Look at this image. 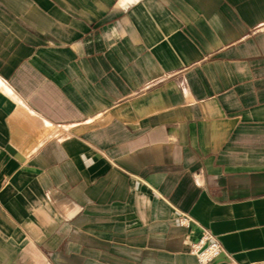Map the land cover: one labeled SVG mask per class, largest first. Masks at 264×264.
<instances>
[{
	"label": "crops",
	"instance_id": "obj_1",
	"mask_svg": "<svg viewBox=\"0 0 264 264\" xmlns=\"http://www.w3.org/2000/svg\"><path fill=\"white\" fill-rule=\"evenodd\" d=\"M203 230L264 264V0H0V264H199Z\"/></svg>",
	"mask_w": 264,
	"mask_h": 264
},
{
	"label": "built area",
	"instance_id": "obj_2",
	"mask_svg": "<svg viewBox=\"0 0 264 264\" xmlns=\"http://www.w3.org/2000/svg\"><path fill=\"white\" fill-rule=\"evenodd\" d=\"M179 225L189 228L193 220L186 214L179 217ZM189 253L196 257L199 264H210L225 254L221 242L208 230L202 231L201 238L189 245Z\"/></svg>",
	"mask_w": 264,
	"mask_h": 264
}]
</instances>
